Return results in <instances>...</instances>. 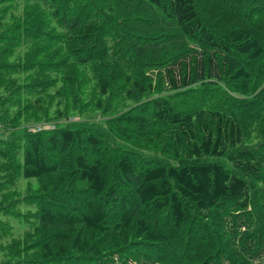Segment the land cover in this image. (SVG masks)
Instances as JSON below:
<instances>
[{"label":"trees","instance_id":"1","mask_svg":"<svg viewBox=\"0 0 264 264\" xmlns=\"http://www.w3.org/2000/svg\"><path fill=\"white\" fill-rule=\"evenodd\" d=\"M0 125V264H264V0H0Z\"/></svg>","mask_w":264,"mask_h":264},{"label":"rangeland","instance_id":"2","mask_svg":"<svg viewBox=\"0 0 264 264\" xmlns=\"http://www.w3.org/2000/svg\"><path fill=\"white\" fill-rule=\"evenodd\" d=\"M1 126V125H0ZM41 127H43V129L44 130H46V131H49V130H52V129H54V124L52 125V124H42V125H40ZM40 126H36V127H32V128H30V130H36V131H38V129L39 128H37V127H40ZM37 128V129H36ZM1 129L3 130V132L5 131L3 128H2V126H1ZM38 132H41V130L40 131H38ZM3 135H4V137L6 138V137H8L9 136V132L8 131H5L4 133H3Z\"/></svg>","mask_w":264,"mask_h":264},{"label":"built area","instance_id":"3","mask_svg":"<svg viewBox=\"0 0 264 264\" xmlns=\"http://www.w3.org/2000/svg\"><path fill=\"white\" fill-rule=\"evenodd\" d=\"M37 128H39L38 131H40V130H41V131H44L43 127H41V126H40V127H37ZM37 128H36V129H37ZM35 131H36V130H35ZM38 131H36V132H38ZM3 133H4V132H3V130L1 129V126H0V138H5L4 135H3Z\"/></svg>","mask_w":264,"mask_h":264},{"label":"bare ground","instance_id":"4","mask_svg":"<svg viewBox=\"0 0 264 264\" xmlns=\"http://www.w3.org/2000/svg\"><path fill=\"white\" fill-rule=\"evenodd\" d=\"M35 133V132H34Z\"/></svg>","mask_w":264,"mask_h":264}]
</instances>
